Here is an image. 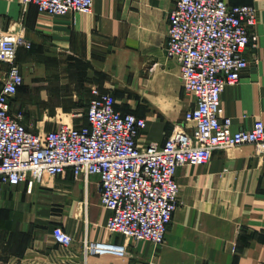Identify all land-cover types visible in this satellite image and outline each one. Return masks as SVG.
<instances>
[{"label":"crops","instance_id":"crops-1","mask_svg":"<svg viewBox=\"0 0 264 264\" xmlns=\"http://www.w3.org/2000/svg\"><path fill=\"white\" fill-rule=\"evenodd\" d=\"M177 0H95L92 13L51 17L22 0H0V30L21 31L30 47L17 63L35 82L12 103L15 114L38 135L62 123L88 124L92 90L112 94L116 108L146 119L140 145H162L195 107L186 93L180 63L166 53L169 14ZM254 6L256 47L245 52L249 67L226 87L221 116L234 130L264 122V0H226ZM0 65V90L7 72ZM178 208L164 244L128 241L129 254L84 253L86 241L125 243L107 229L98 176L46 178L28 184L0 183V264H264V148L256 144L218 149L202 166L179 168ZM61 226L72 247L56 242Z\"/></svg>","mask_w":264,"mask_h":264},{"label":"built area","instance_id":"built-area-1","mask_svg":"<svg viewBox=\"0 0 264 264\" xmlns=\"http://www.w3.org/2000/svg\"><path fill=\"white\" fill-rule=\"evenodd\" d=\"M42 15L63 17L90 14L95 0H22ZM259 21L254 6H231L226 0H177L169 14L166 53L181 65L184 89L195 97L185 113L190 127L178 128L162 145H140L146 119L116 108L112 94L92 90L88 124L62 123L38 135L15 114L12 103L25 79L17 63L19 49L30 47L25 29L0 30V63L8 66L0 90V183L28 184L32 192L46 178L66 175L98 176L102 206L110 211L107 229L125 243L86 241L88 255L112 254L126 258L128 241L165 243L178 208L184 165L207 164L218 149L256 144L264 148V122L234 130L233 120L222 117V96L227 86L240 82L249 67L245 52L256 47ZM57 243L72 247L74 238L61 226Z\"/></svg>","mask_w":264,"mask_h":264},{"label":"rangeland","instance_id":"rangeland-1","mask_svg":"<svg viewBox=\"0 0 264 264\" xmlns=\"http://www.w3.org/2000/svg\"><path fill=\"white\" fill-rule=\"evenodd\" d=\"M1 64H3V63H0V65ZM34 70H32V69H30V70H27L26 72H24V74H25V86L24 87H26V86H31V85H33L34 83H38V82H35V81H33L32 79H31V76L29 75L28 76V72H33Z\"/></svg>","mask_w":264,"mask_h":264}]
</instances>
